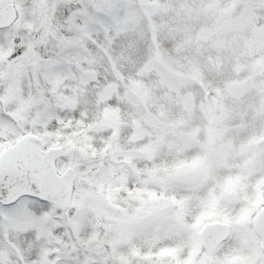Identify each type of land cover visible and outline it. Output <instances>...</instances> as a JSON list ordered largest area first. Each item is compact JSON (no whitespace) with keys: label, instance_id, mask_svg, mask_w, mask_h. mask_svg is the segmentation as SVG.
<instances>
[{"label":"snow or ice","instance_id":"obj_1","mask_svg":"<svg viewBox=\"0 0 264 264\" xmlns=\"http://www.w3.org/2000/svg\"><path fill=\"white\" fill-rule=\"evenodd\" d=\"M0 264H264V0H0Z\"/></svg>","mask_w":264,"mask_h":264}]
</instances>
